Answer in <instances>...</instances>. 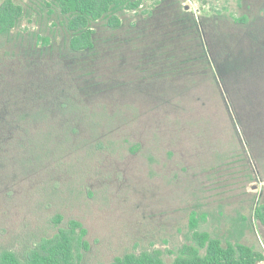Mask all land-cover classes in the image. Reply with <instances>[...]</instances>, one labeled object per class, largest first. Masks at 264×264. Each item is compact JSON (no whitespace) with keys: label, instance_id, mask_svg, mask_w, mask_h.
I'll list each match as a JSON object with an SVG mask.
<instances>
[{"label":"rangeland","instance_id":"rangeland-1","mask_svg":"<svg viewBox=\"0 0 264 264\" xmlns=\"http://www.w3.org/2000/svg\"><path fill=\"white\" fill-rule=\"evenodd\" d=\"M14 1L24 17L0 38V251L23 256L77 220L80 264L156 248L171 264L196 230L264 254V0H144L117 29L92 23L83 52L55 5Z\"/></svg>","mask_w":264,"mask_h":264},{"label":"trees","instance_id":"trees-1","mask_svg":"<svg viewBox=\"0 0 264 264\" xmlns=\"http://www.w3.org/2000/svg\"><path fill=\"white\" fill-rule=\"evenodd\" d=\"M55 5L67 18L66 28L72 34L69 48L72 52L91 50L94 46L92 23L107 19L108 27L121 26V12H137L144 0H46ZM23 6L14 0H4L0 4V38L10 35L20 26L24 17ZM254 218L264 227V202L256 205ZM62 220L57 216L55 223ZM196 227L197 221L193 219ZM88 230L84 225L71 220L51 237L40 239L23 256L5 249L0 251V264H80L82 251L89 252L90 244L86 240ZM194 245H183L171 264H260L264 254L251 246L241 243H228L224 246L208 232L194 231ZM205 251L202 254V251ZM167 252L160 248L132 252L116 257L111 263L100 264H166Z\"/></svg>","mask_w":264,"mask_h":264}]
</instances>
